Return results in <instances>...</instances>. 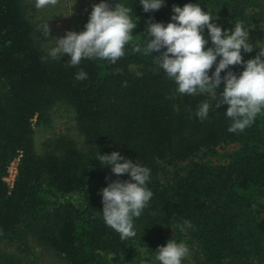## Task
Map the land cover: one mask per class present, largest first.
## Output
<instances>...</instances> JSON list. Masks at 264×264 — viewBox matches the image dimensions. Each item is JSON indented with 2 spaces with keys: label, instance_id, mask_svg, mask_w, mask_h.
<instances>
[{
  "label": "trees",
  "instance_id": "16d2710c",
  "mask_svg": "<svg viewBox=\"0 0 264 264\" xmlns=\"http://www.w3.org/2000/svg\"><path fill=\"white\" fill-rule=\"evenodd\" d=\"M100 2L88 0L73 31L85 30ZM107 2L130 7L133 21L139 18L125 56L115 64L85 59L68 67L67 55L43 62L48 52L37 40L56 6L37 10L28 0H0V246L14 249L0 250V264L34 259L32 243L64 264H159L155 253L170 239L189 249L182 264H264V110L250 127L230 133L227 104L215 109L201 93L169 99L174 81L151 55L131 51L133 43L143 46L147 21L166 26L174 5L192 3L216 16L211 22L222 30L234 31L242 21L254 49L241 54L244 61L254 59L264 48V0H164L152 12H144L140 0ZM203 35L207 50V28ZM81 70L87 79L76 80ZM228 70L239 75L244 66ZM214 71L215 65L209 75ZM223 87L216 89L217 99ZM204 101L210 110L201 121L195 113ZM66 111L94 146L83 152L60 136L38 154L34 125L49 126ZM114 151L150 169L147 188L153 192L133 220L136 235L123 241L102 218L101 190L130 179L97 160L98 152ZM16 159L9 188L4 179ZM185 220L193 227L182 232Z\"/></svg>",
  "mask_w": 264,
  "mask_h": 264
},
{
  "label": "clouds",
  "instance_id": "9594fccd",
  "mask_svg": "<svg viewBox=\"0 0 264 264\" xmlns=\"http://www.w3.org/2000/svg\"><path fill=\"white\" fill-rule=\"evenodd\" d=\"M37 10L48 6H56L59 0H28ZM144 12H152L164 7V0H140ZM173 22H146V34L141 43H133L132 53L151 55L157 67L163 70L167 77L174 81L175 91L169 99L177 95L208 94L215 101V109L227 104L225 112L232 123L227 129L230 133L243 131L250 127L258 114L264 110V48L259 49L254 59L243 60L241 50L251 53L253 44L249 43V30L242 21L234 25L233 30L222 28L211 21L216 19L210 13L203 11L199 4L188 3L182 8L173 6ZM132 8L121 3L113 7L107 0L94 4L88 22L83 31H67L65 36L52 38L55 46L50 48L47 57H41L46 62L50 57L54 60L70 57L68 67L80 65L82 60L108 61L115 64L125 56V46L133 42V30L137 21H133ZM207 28L212 47L205 50L208 40L203 35ZM45 38L50 35L48 23L41 25ZM163 50V51H162ZM153 52L159 55H153ZM219 60L217 62V58ZM215 65V71H209ZM243 65L244 70L237 75L228 70L229 66ZM226 71L224 76L222 72ZM76 80L87 79V73L79 71ZM223 83V91L219 99L216 89ZM126 86V84H125ZM210 103L204 101L195 113L201 121L208 118ZM97 160L101 166H110L111 172L117 177L128 174L129 180L117 179L110 182L102 191V218L107 226L126 240L136 235L133 220L141 216L148 205L153 192L147 188L150 179V169L133 163L119 152L100 155ZM123 161V162H122ZM180 230L192 228L190 221L185 220L179 225ZM189 255L188 247L170 239L165 246H159L155 259L159 264H182Z\"/></svg>",
  "mask_w": 264,
  "mask_h": 264
},
{
  "label": "rangeland",
  "instance_id": "374dc122",
  "mask_svg": "<svg viewBox=\"0 0 264 264\" xmlns=\"http://www.w3.org/2000/svg\"><path fill=\"white\" fill-rule=\"evenodd\" d=\"M55 6L51 7V10ZM58 11L52 17L47 15L44 23H48L50 28L49 37L45 38L42 31L37 36L38 42L46 52L55 46V40L52 38H59L65 36L67 31H73L80 23L83 14L88 8V0H59L56 5ZM34 123V122H33ZM34 146L38 154H42L45 145L60 136H68L71 138L76 147L83 152H87L94 146L93 143L87 140L77 130L74 121V115L70 111H66L62 115L60 113L54 115L49 126L37 127L34 125ZM17 161L9 166V182H11L17 168ZM32 256L34 259H26L22 264H64L53 252L47 251L32 243ZM2 252L11 253L14 249L8 248L6 245H1Z\"/></svg>",
  "mask_w": 264,
  "mask_h": 264
},
{
  "label": "built area",
  "instance_id": "2783aa9c",
  "mask_svg": "<svg viewBox=\"0 0 264 264\" xmlns=\"http://www.w3.org/2000/svg\"><path fill=\"white\" fill-rule=\"evenodd\" d=\"M14 161H17L18 162V159L14 160ZM12 164H13V162L9 166H11ZM16 173H17V168H16V172L14 173V176H13L11 182H9V179H7V178H9V167H8L7 176L5 177L4 181L9 186V188H11L13 186V183H14V180H15V177H16Z\"/></svg>",
  "mask_w": 264,
  "mask_h": 264
}]
</instances>
